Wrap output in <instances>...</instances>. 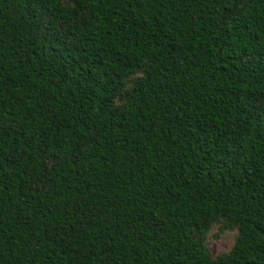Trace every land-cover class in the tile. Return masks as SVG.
Segmentation results:
<instances>
[{"label": "trees", "instance_id": "trees-1", "mask_svg": "<svg viewBox=\"0 0 264 264\" xmlns=\"http://www.w3.org/2000/svg\"><path fill=\"white\" fill-rule=\"evenodd\" d=\"M65 1L0 0V264H264V0Z\"/></svg>", "mask_w": 264, "mask_h": 264}, {"label": "rangeland", "instance_id": "rangeland-1", "mask_svg": "<svg viewBox=\"0 0 264 264\" xmlns=\"http://www.w3.org/2000/svg\"><path fill=\"white\" fill-rule=\"evenodd\" d=\"M66 5L72 6L71 1H65ZM142 77V72L137 71L132 77L128 79L127 87L133 86L134 82ZM121 100H117L120 103ZM239 235V229L231 223L228 217L219 216L217 221L210 227L204 235H196L197 241L204 244L212 258L215 261L227 256L236 244Z\"/></svg>", "mask_w": 264, "mask_h": 264}]
</instances>
